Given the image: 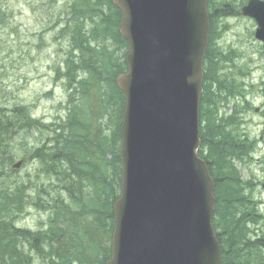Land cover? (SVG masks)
Wrapping results in <instances>:
<instances>
[{
	"label": "water",
	"instance_id": "1",
	"mask_svg": "<svg viewBox=\"0 0 264 264\" xmlns=\"http://www.w3.org/2000/svg\"><path fill=\"white\" fill-rule=\"evenodd\" d=\"M206 2L112 0L129 52L116 78L126 106L106 264H220L213 181L196 155ZM241 14L257 21L264 47V3L250 0Z\"/></svg>",
	"mask_w": 264,
	"mask_h": 264
},
{
	"label": "trees",
	"instance_id": "2",
	"mask_svg": "<svg viewBox=\"0 0 264 264\" xmlns=\"http://www.w3.org/2000/svg\"><path fill=\"white\" fill-rule=\"evenodd\" d=\"M230 3H235V6H230ZM242 4L243 0H209L210 23L214 8L226 15L229 8L237 12ZM107 9H110L108 14ZM3 13L0 12L2 17ZM68 14L71 17L63 22ZM57 17H62L71 37L69 53L62 63L63 74L58 75L59 69L56 74L64 79L70 91L68 102L74 101L77 92H84V87L91 92L93 89L101 104V112L83 113L82 104L79 111L71 109L63 126L58 128L59 132L52 137L53 145L47 141V145L52 147L46 151L34 150V158L45 167L46 172L51 171V176L65 195V198L60 194L55 197L49 195L42 202L49 211L48 226L44 231L33 233L17 229L11 223L25 207L23 186L0 180V264H104L110 256L112 206L118 198L120 182L118 129L124 105L123 96L114 84L116 75L125 71L123 54L121 57L116 55V50L126 48L118 34L119 12L113 8L111 0H73L58 12ZM222 63V53L210 43L204 67H213L208 85L203 84L198 154L206 162L214 180L216 204L212 224L221 244V264H251L249 261H237L227 252L232 251L233 246L221 243L224 230L232 240L239 237L233 212L238 173L231 158H228L229 148L225 147L226 144L231 145L228 142L229 132L216 120L215 111L209 116L206 114V107L212 103H208L205 97L213 96L206 86L213 83L219 88L232 86L227 78L219 77ZM90 93H84L83 103L92 97L93 93ZM109 106H112L111 112L107 110ZM106 113L116 115L114 129L109 135L103 132L100 124L95 129L93 126V117L100 118ZM13 130L41 132L42 124L33 121L26 108L14 110L10 116H1L0 168L6 151L5 141L18 132ZM92 132L99 136L95 145L90 142ZM107 155L110 159H106ZM41 200L42 196L37 192L31 198L35 206ZM32 253L39 256L38 260Z\"/></svg>",
	"mask_w": 264,
	"mask_h": 264
},
{
	"label": "rangeland",
	"instance_id": "3",
	"mask_svg": "<svg viewBox=\"0 0 264 264\" xmlns=\"http://www.w3.org/2000/svg\"><path fill=\"white\" fill-rule=\"evenodd\" d=\"M3 5L10 7L14 15L8 25L4 26V33L0 32V109L9 112L25 106L29 116H33L39 124H42V130L41 132L13 130V132H18L13 133L11 139L6 141L8 152L16 157L14 163L23 160V165L18 170L12 171L11 163L5 164L2 180L6 184L9 182L26 184L30 187L26 200H30L32 204L31 198L37 192L42 196L40 201L42 203L49 195L55 197L60 194L62 196V191L53 177L47 174L45 167L33 159L30 154H33L34 150L48 149L47 141L53 145L52 137L59 132L58 128L63 126L65 117L70 111L67 101L68 94L62 80L55 77L52 69V62L56 60L52 55L53 51H39L36 47L41 31L45 32L47 28H53L46 2L5 0ZM40 6H43L45 13L40 11ZM230 6H235V3H230ZM230 10L228 11L231 12ZM51 14L57 15V11ZM255 28V23L251 19L243 18L238 14L234 15L231 12L217 20L215 33L219 37L216 41L217 49L225 52L228 62L226 69L224 70L223 67V71H219V77L228 76L235 84H238L241 74L240 67L250 71L252 65L249 61L256 62L255 74L251 73L255 84L251 83L250 77L247 78L248 84L253 85V92L245 88V91L251 94L241 100L238 97L230 99L224 107L221 104L220 112L225 111L227 116L242 109L245 101L252 105V109L240 116L241 123H244L241 124L242 133L254 141L250 150L252 158L243 157L236 159L234 163L242 181L240 186L241 195L244 197L242 202L246 204L247 209L254 206L256 210L264 211V191L261 189L264 181V115L261 109L264 104V87L262 86L264 84V55L261 53L263 51L260 43L253 37ZM6 32H11V34L7 35ZM55 37L56 31H50L44 34V42L50 44ZM63 45H67V42H63ZM120 54L121 51H118L117 57ZM208 75L209 77L212 75L211 70ZM93 93L96 92L93 91ZM251 95L254 96L253 99ZM89 100L92 104L88 105L87 99L83 104L82 112L86 114L90 111L93 114L101 112L100 102L92 97ZM254 108L260 109L258 115L255 114ZM107 110L111 112L112 106H109ZM115 117L116 115L107 113L100 118L94 116V129L100 124L104 133L109 135L114 129ZM94 135L95 132H92L91 136ZM48 217L49 211H39L33 206H27L18 219V226L33 231L38 230Z\"/></svg>",
	"mask_w": 264,
	"mask_h": 264
},
{
	"label": "bare ground",
	"instance_id": "4",
	"mask_svg": "<svg viewBox=\"0 0 264 264\" xmlns=\"http://www.w3.org/2000/svg\"><path fill=\"white\" fill-rule=\"evenodd\" d=\"M83 91L84 92H77L76 95L74 96V101L72 103H69V109L70 110L74 109L76 111H79L81 104L84 102L83 100H85L84 99V93H90L91 92L90 89H87L85 87H84ZM92 91H93V89H92Z\"/></svg>",
	"mask_w": 264,
	"mask_h": 264
},
{
	"label": "flooded vegetation",
	"instance_id": "5",
	"mask_svg": "<svg viewBox=\"0 0 264 264\" xmlns=\"http://www.w3.org/2000/svg\"><path fill=\"white\" fill-rule=\"evenodd\" d=\"M263 107H264V105H263ZM263 132H264V129H263ZM258 212H259V218L263 221V225H259L258 227H257V229L256 230H254V231H252L251 232V236H252V238L253 239H257L258 238V236H260L261 234H263L264 235V211H260V210H258Z\"/></svg>",
	"mask_w": 264,
	"mask_h": 264
}]
</instances>
